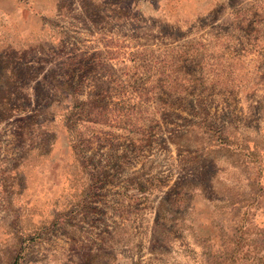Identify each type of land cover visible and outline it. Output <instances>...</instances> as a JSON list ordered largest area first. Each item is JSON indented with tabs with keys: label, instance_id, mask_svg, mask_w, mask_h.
Instances as JSON below:
<instances>
[{
	"label": "rangeland",
	"instance_id": "1",
	"mask_svg": "<svg viewBox=\"0 0 264 264\" xmlns=\"http://www.w3.org/2000/svg\"><path fill=\"white\" fill-rule=\"evenodd\" d=\"M0 264H264V0H0Z\"/></svg>",
	"mask_w": 264,
	"mask_h": 264
},
{
	"label": "trees",
	"instance_id": "2",
	"mask_svg": "<svg viewBox=\"0 0 264 264\" xmlns=\"http://www.w3.org/2000/svg\"><path fill=\"white\" fill-rule=\"evenodd\" d=\"M11 79H15V78H17V74L15 73H13V76L12 77H10ZM9 81H10V79H9Z\"/></svg>",
	"mask_w": 264,
	"mask_h": 264
}]
</instances>
